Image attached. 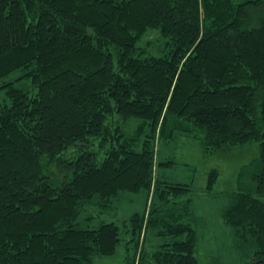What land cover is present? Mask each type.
<instances>
[{
    "label": "trees",
    "instance_id": "obj_1",
    "mask_svg": "<svg viewBox=\"0 0 264 264\" xmlns=\"http://www.w3.org/2000/svg\"><path fill=\"white\" fill-rule=\"evenodd\" d=\"M149 31L159 52L139 44ZM20 68L37 91L10 82L0 105V264L115 254L119 225L82 227L81 212L143 190L134 264H200L192 198L179 199L192 189L158 176L154 138L176 131L205 154L259 142L243 173L254 185L229 192L222 216L252 249L245 264H264V0H0V77ZM152 227L170 236L146 251Z\"/></svg>",
    "mask_w": 264,
    "mask_h": 264
},
{
    "label": "rangeland",
    "instance_id": "obj_2",
    "mask_svg": "<svg viewBox=\"0 0 264 264\" xmlns=\"http://www.w3.org/2000/svg\"><path fill=\"white\" fill-rule=\"evenodd\" d=\"M151 31L139 44L145 47L152 44L153 46L148 48L159 52L165 41L157 31ZM28 70L20 68L0 77V105L11 103L7 94L10 82L16 87L29 90L31 94L37 91V88L32 85L31 77L24 75ZM140 121L141 118H132L128 121L125 124L126 133L135 134ZM149 132L150 127L144 125L139 136L144 137ZM154 139L160 180L188 184L192 189L191 195L186 194L179 199L184 200L188 196L192 198L188 208L192 224L196 226L194 217L198 222L196 255L199 263L245 264L252 249L250 254H247L249 250H242L236 242L232 228L224 223L222 214L229 202V192L239 189V186L254 185L248 184L247 173H243L246 171V166L260 156L259 142L255 141L241 148L215 154H205L200 140L187 132L176 131L173 137L168 138L157 133ZM166 161H172V163H163ZM212 170L218 171V178L213 189L209 190L208 177ZM114 206L113 209L105 210H101L99 205L86 206L81 212L79 221L82 227L96 228L101 222H115L121 230V241L115 254L97 256L94 264H134L137 247L136 236L131 230L132 217L135 213L143 214L147 210V191H125L115 201ZM175 206L171 205V207ZM158 229V227L149 228L145 241L146 251H152L158 244L169 239L170 235L158 234Z\"/></svg>",
    "mask_w": 264,
    "mask_h": 264
}]
</instances>
